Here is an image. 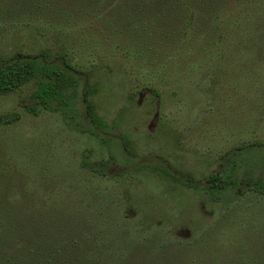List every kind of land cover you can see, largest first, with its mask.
I'll use <instances>...</instances> for the list:
<instances>
[{"label": "rangeland", "instance_id": "rangeland-1", "mask_svg": "<svg viewBox=\"0 0 264 264\" xmlns=\"http://www.w3.org/2000/svg\"><path fill=\"white\" fill-rule=\"evenodd\" d=\"M204 17L227 61L221 72L178 71L150 88L131 59L107 46L117 42L91 29L70 44V64L82 72L73 76L72 121L24 111L29 87L0 95L7 203L99 198L106 217L96 221L108 233L98 239L112 244L114 261L184 264L179 249L186 247L189 264H264V194L251 185L264 183V0H227L214 29ZM34 33L30 27L0 39V56L52 47ZM92 90L101 125L85 115L82 94ZM83 155L104 176L81 169ZM208 176L220 187L208 188ZM237 236L247 252L240 261L230 258Z\"/></svg>", "mask_w": 264, "mask_h": 264}, {"label": "trees", "instance_id": "trees-1", "mask_svg": "<svg viewBox=\"0 0 264 264\" xmlns=\"http://www.w3.org/2000/svg\"><path fill=\"white\" fill-rule=\"evenodd\" d=\"M226 2L0 0V39L31 27L34 34L49 37L52 44L35 55L16 51L7 57L0 56V95L29 87L28 102L21 105L24 111L38 114L45 110L59 115L62 121L63 115L72 121L73 76L82 72L70 64V44L76 41L74 37L82 41L91 29L103 32L104 39L117 42L106 45L131 59L136 65L133 67L136 78L150 88L157 79L174 77L178 71L209 67L221 72L227 64L225 55L200 17L205 16L214 29L213 21L222 16ZM91 47L95 48L94 44ZM93 92L82 94L85 115L93 125H101L89 98ZM83 158L81 169L104 176L87 163L86 156ZM208 182L211 190L220 187L217 179L208 178ZM251 185L255 192L264 194V183ZM2 188L1 182L0 191ZM94 200L93 204L89 200L86 203L77 194L63 199L35 198L30 206H12L0 194V264H129L127 260L114 261L112 244L98 239V232L106 235L108 230L104 222L97 224L96 220H103L106 215L100 211L99 198ZM232 241L230 258L240 261L247 252L241 250L238 236ZM213 245L211 242L209 247ZM185 248L179 251L186 257L184 264H189L191 250ZM210 254L215 257L214 250ZM163 262V258H154L144 264Z\"/></svg>", "mask_w": 264, "mask_h": 264}, {"label": "flooded vegetation", "instance_id": "flooded-vegetation-1", "mask_svg": "<svg viewBox=\"0 0 264 264\" xmlns=\"http://www.w3.org/2000/svg\"><path fill=\"white\" fill-rule=\"evenodd\" d=\"M208 178L216 179V178H214V177H211V176H208ZM208 178H207V181H206V182L209 184L208 188H210V187H211V183H210V182H208Z\"/></svg>", "mask_w": 264, "mask_h": 264}]
</instances>
